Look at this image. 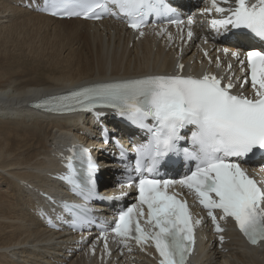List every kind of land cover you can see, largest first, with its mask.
Returning a JSON list of instances; mask_svg holds the SVG:
<instances>
[{
  "label": "snow or ice",
  "instance_id": "1",
  "mask_svg": "<svg viewBox=\"0 0 264 264\" xmlns=\"http://www.w3.org/2000/svg\"><path fill=\"white\" fill-rule=\"evenodd\" d=\"M230 2L220 0L223 4ZM211 9L220 17L210 20V27L217 34L221 30H237L264 41V0H234V7H221L217 0H211ZM41 10L61 18L126 17L128 27L141 36L150 15L172 11L166 0H45ZM170 22L177 26L184 23L180 19ZM187 24L191 26L193 20L189 18ZM187 35L191 39L190 29ZM223 51L228 55L227 48ZM204 55L207 57L208 53ZM231 56L245 72L240 87L244 88L250 79L251 95L232 94L231 77L225 84L210 73L200 77L151 75L84 87L35 105L56 113L110 108L117 116L147 131V142L133 148L134 171L139 180L121 184L124 188L134 183L137 204L119 212L112 231L122 240L134 239L141 250L150 244L158 254V264H187L195 244L194 229L201 224L200 219H192L186 201L169 194L168 189L177 184L194 194L207 210L216 233L224 231L218 220L231 218L251 245L264 241V187L258 186L241 163L257 154L264 155V50H248L243 58L240 52L233 51ZM216 65L220 66L219 58ZM177 67L183 70L182 64ZM149 120L151 124L146 123ZM189 126L192 147L181 149L179 142L185 138L181 131ZM170 154L194 161V170L180 180L157 179L159 165ZM79 158L82 166L86 163L82 169L84 179H76L79 173L72 159L67 164L69 174L62 179L88 202L97 196L95 165L87 149L80 150ZM63 207L72 211L73 227L88 218L83 206ZM141 220L149 226L147 230ZM219 239L223 243L224 237Z\"/></svg>",
  "mask_w": 264,
  "mask_h": 264
},
{
  "label": "bare ground",
  "instance_id": "2",
  "mask_svg": "<svg viewBox=\"0 0 264 264\" xmlns=\"http://www.w3.org/2000/svg\"><path fill=\"white\" fill-rule=\"evenodd\" d=\"M212 35L219 37L223 30ZM152 41L146 37L130 49L122 27L116 23L55 21L10 8L0 1V58L38 62L54 72L44 75L37 86H15L10 75L0 72V264H38L40 254L53 253L52 241L62 237L50 236L24 212L28 196L20 193L19 182L51 192L43 174L50 166L48 158L52 160L48 145L63 136L67 141L80 131L75 116L44 119L30 113L25 102L43 91L169 68L176 49L183 43H177L169 57L160 51L152 52L148 47ZM3 77L7 79L1 80ZM87 128L91 129L89 125ZM100 164L104 171L101 192L106 195L113 181L104 168L108 167L104 158ZM229 236L232 242L225 245L227 253L201 246L194 264H264V244L250 248L236 233L230 232ZM56 259L53 255L52 260L43 261L52 264ZM67 264L88 263L78 256Z\"/></svg>",
  "mask_w": 264,
  "mask_h": 264
},
{
  "label": "rangeland",
  "instance_id": "3",
  "mask_svg": "<svg viewBox=\"0 0 264 264\" xmlns=\"http://www.w3.org/2000/svg\"><path fill=\"white\" fill-rule=\"evenodd\" d=\"M0 72L7 76L10 75L14 80L13 83L15 86L41 85L44 75L54 73L52 69H48L46 65L38 62L22 61V59L15 62L7 58H0ZM6 79L7 77H3L1 80Z\"/></svg>",
  "mask_w": 264,
  "mask_h": 264
}]
</instances>
